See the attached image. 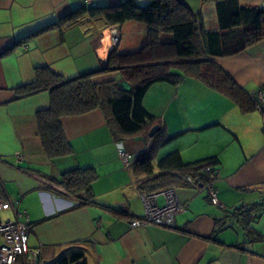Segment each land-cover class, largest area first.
<instances>
[{
  "label": "crops",
  "instance_id": "0c3cea01",
  "mask_svg": "<svg viewBox=\"0 0 264 264\" xmlns=\"http://www.w3.org/2000/svg\"><path fill=\"white\" fill-rule=\"evenodd\" d=\"M121 1L0 0V197L17 200L19 210L28 213V246L40 250L38 264H53L72 251L82 252L87 264H264V119L256 110L241 112L229 98L195 79L153 84L142 102L160 128L153 140V164L172 152L185 164L216 157L212 168L221 206L210 203L203 188L207 180L198 176L192 178L197 188L186 183L168 187L188 204L172 229H132L129 221L144 212L141 190L132 167L124 168L118 159L117 148L121 145L135 157L152 143L148 133L117 134L107 107L66 116L59 123L71 151L51 158L43 149L36 119L49 108V94L15 99L18 88L33 82L37 68L64 79L101 69L113 47L110 25L86 14L58 24L76 9ZM134 1L142 6L148 2ZM180 1L204 28L217 27L213 1ZM238 1L245 7H264V0ZM146 41L147 27L127 22L120 25L116 50L134 52ZM216 63L245 92L254 94L264 87V39ZM113 79L118 77L107 74L92 82ZM16 154L24 157L19 164L14 163ZM74 170L91 173L87 193L77 198L59 185L62 176ZM250 206L256 216L250 227L260 241H252L230 216Z\"/></svg>",
  "mask_w": 264,
  "mask_h": 264
},
{
  "label": "trees",
  "instance_id": "16d2710c",
  "mask_svg": "<svg viewBox=\"0 0 264 264\" xmlns=\"http://www.w3.org/2000/svg\"><path fill=\"white\" fill-rule=\"evenodd\" d=\"M208 1H213L215 5V29L204 28L200 19L180 0H148L143 6L134 0H123L114 6L82 7L63 17L58 25L69 23L82 14L89 18H101L110 26L141 23L147 27V41L134 52L120 53L115 49L101 69L72 79H64L47 68L35 69L33 82L18 88L15 99L42 92L49 94V108L36 115L45 153L55 158L71 151L59 123L61 118L103 107L109 109L117 134L123 137L143 132L147 134L155 126V117L145 110L142 102L147 90L159 82L176 85L184 78L195 79L229 98L241 112L253 111L250 94L236 85L216 59L237 55L264 39V7H245L238 0H203ZM107 74L116 75L118 79L93 84L94 77ZM117 80L129 83L131 91L118 90ZM157 133L150 138L152 143L148 149L135 156L133 164H130L141 193H155L185 184L187 176L207 180L202 169L217 164L216 157L185 164L178 152H172L154 165L152 148ZM90 181L89 170H74L65 173L59 185L67 194L77 198L83 192L87 193ZM254 212L252 206L241 207L231 212L230 216L239 222L247 236H253L252 241H260L262 237L250 227L256 218ZM53 264H87V261L82 252L72 251L61 255Z\"/></svg>",
  "mask_w": 264,
  "mask_h": 264
},
{
  "label": "built area",
  "instance_id": "2783aa9c",
  "mask_svg": "<svg viewBox=\"0 0 264 264\" xmlns=\"http://www.w3.org/2000/svg\"><path fill=\"white\" fill-rule=\"evenodd\" d=\"M108 35L113 46H117L120 40V26L113 25L108 28ZM256 110L264 119V87L256 93L250 94ZM117 157L124 168L130 166L134 156L128 153L120 145L117 148ZM24 160L23 155L16 154L14 163L19 164ZM202 174L207 176L203 188L212 205L221 206L214 183L217 172L212 167L202 169ZM187 185L197 188V183L189 176L185 178ZM143 203V216L129 221L132 229L153 226L162 229H172L178 215L188 209V204L181 202L174 188H167L155 193H141ZM159 198L162 202L159 203ZM9 212L4 218L2 213ZM30 234V219L25 210H19V202L15 199L0 197V264H38L40 250L28 246Z\"/></svg>",
  "mask_w": 264,
  "mask_h": 264
},
{
  "label": "water",
  "instance_id": "95a60500",
  "mask_svg": "<svg viewBox=\"0 0 264 264\" xmlns=\"http://www.w3.org/2000/svg\"><path fill=\"white\" fill-rule=\"evenodd\" d=\"M106 43H109V38H107ZM116 49V46L110 47L109 49V55L111 54V52H113ZM116 87L118 90L122 91V92H130L131 91V85L129 83H127L125 80H117L116 81ZM159 126L155 125L153 126L150 131L148 132V137L152 138L155 133H157L159 131Z\"/></svg>",
  "mask_w": 264,
  "mask_h": 264
},
{
  "label": "rangeland",
  "instance_id": "374dc122",
  "mask_svg": "<svg viewBox=\"0 0 264 264\" xmlns=\"http://www.w3.org/2000/svg\"><path fill=\"white\" fill-rule=\"evenodd\" d=\"M123 42H124V38H122V44H123ZM122 44H121V46H120V48H119L120 51L122 50ZM1 217H2V218L6 217V214H5V213H2V214H1Z\"/></svg>",
  "mask_w": 264,
  "mask_h": 264
}]
</instances>
